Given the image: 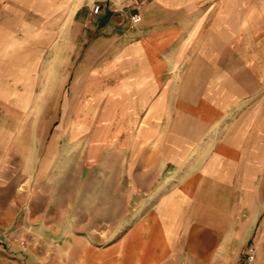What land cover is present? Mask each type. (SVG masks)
I'll list each match as a JSON object with an SVG mask.
<instances>
[{
  "label": "crops",
  "instance_id": "obj_1",
  "mask_svg": "<svg viewBox=\"0 0 264 264\" xmlns=\"http://www.w3.org/2000/svg\"><path fill=\"white\" fill-rule=\"evenodd\" d=\"M196 1L144 0L141 22L130 28L131 0H1L6 2L2 10L13 12L22 5L17 16H31L24 22L32 25L31 52L38 58L27 71L31 74L17 81L23 90L13 93L15 102L9 95L0 99V116L14 122L0 125V264L242 263L251 238L264 232L259 224L264 168L250 160L254 156L243 159L241 146H191L171 161L174 170L165 172V165L156 179L148 175L149 189L131 193L125 198L128 209L112 213L100 187L78 192L75 199L64 197L59 206L51 203V193L41 198V184L55 185L67 177L43 165L47 159L42 161L40 139L30 140L28 125L15 123L32 121V128L40 130L41 88H80V98H111L121 106L166 103L170 87H184L183 79L174 78L184 65L169 62L170 48L183 31L179 13ZM93 4L101 13L84 27ZM106 11L110 20L99 27ZM72 95L66 92V102ZM164 151L167 159L170 148ZM163 173L164 184L172 187L154 192L153 183L159 184ZM106 210L113 226L105 231L100 225ZM96 234L108 241L99 244ZM260 241L254 264H264Z\"/></svg>",
  "mask_w": 264,
  "mask_h": 264
},
{
  "label": "rangeland",
  "instance_id": "obj_2",
  "mask_svg": "<svg viewBox=\"0 0 264 264\" xmlns=\"http://www.w3.org/2000/svg\"><path fill=\"white\" fill-rule=\"evenodd\" d=\"M4 4L0 0V99L9 95L13 97L9 102H15L13 93L23 90L17 81L31 74L27 71L38 57L31 52L32 25L24 22H30L31 16H17V11H24L22 5L11 12L1 9ZM194 4L179 13L183 31L169 51L170 64L184 65L183 72L174 73L178 81L184 80V87H170L166 103L121 106L111 98H80V88L40 89L36 109L40 130L32 128V121L15 123L28 125L30 140L40 139L42 161L47 159L43 165L67 177L55 185L41 184V198L48 199L51 193V203L59 206L64 197L75 199L78 192L93 193L100 187L112 213L128 209L125 198L148 190V175L156 179L165 165V172L174 170L171 161L187 154L193 145L241 146L243 159L254 156L250 160L264 168V0H199ZM66 92L73 94L72 102H66ZM28 106L32 111V105ZM12 123L0 116L1 126ZM166 147L170 148L167 159ZM88 176L105 180L97 184L96 179L86 180ZM160 176L165 182L167 173ZM160 181L153 183L154 192L171 189ZM108 213L101 230L113 226ZM259 224L264 229V208ZM96 240L99 244L108 241L103 235ZM259 241L264 245V232L255 234L248 247L257 250Z\"/></svg>",
  "mask_w": 264,
  "mask_h": 264
},
{
  "label": "built area",
  "instance_id": "obj_3",
  "mask_svg": "<svg viewBox=\"0 0 264 264\" xmlns=\"http://www.w3.org/2000/svg\"><path fill=\"white\" fill-rule=\"evenodd\" d=\"M144 0H131V16L129 17V27H136L142 20L139 13ZM101 13V7L98 4H93L88 11V21L84 24V27H87L93 19L97 18ZM257 255V250L254 246H250L247 249V252L244 256V259L241 264H254Z\"/></svg>",
  "mask_w": 264,
  "mask_h": 264
},
{
  "label": "water",
  "instance_id": "obj_4",
  "mask_svg": "<svg viewBox=\"0 0 264 264\" xmlns=\"http://www.w3.org/2000/svg\"><path fill=\"white\" fill-rule=\"evenodd\" d=\"M110 17H111V12L106 11L103 17L100 19L99 27H103L110 20Z\"/></svg>",
  "mask_w": 264,
  "mask_h": 264
}]
</instances>
